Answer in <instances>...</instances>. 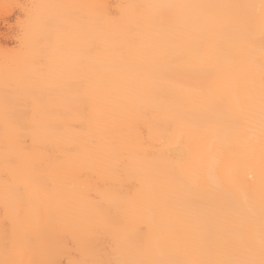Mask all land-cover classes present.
Listing matches in <instances>:
<instances>
[{
	"label": "snow or ice",
	"instance_id": "6c2138e0",
	"mask_svg": "<svg viewBox=\"0 0 264 264\" xmlns=\"http://www.w3.org/2000/svg\"><path fill=\"white\" fill-rule=\"evenodd\" d=\"M6 7L0 264H264V0Z\"/></svg>",
	"mask_w": 264,
	"mask_h": 264
},
{
	"label": "bare ground",
	"instance_id": "6f19581e",
	"mask_svg": "<svg viewBox=\"0 0 264 264\" xmlns=\"http://www.w3.org/2000/svg\"><path fill=\"white\" fill-rule=\"evenodd\" d=\"M30 0H0V61H2V48L3 45H10L13 41L10 39H6L5 37L11 33L12 26L16 23L17 16L19 15L18 11H14L10 7V5H14L16 3H28ZM83 2H91V3H122V2H145V0H83ZM151 2H165V0H151ZM174 2V0H172ZM186 2H217V3H227V2H242V0H186ZM187 85L195 86L196 79L192 77L185 81ZM212 193L203 194V198L210 199ZM115 214V210H114ZM140 226H144L146 228H150L151 232L149 235L152 238H158L160 236L159 230V221L158 219L149 217L145 213H139L134 210H130L127 218H126V228L131 231L132 229L138 228ZM71 239L69 235L67 237ZM110 238H104L101 243H108Z\"/></svg>",
	"mask_w": 264,
	"mask_h": 264
}]
</instances>
